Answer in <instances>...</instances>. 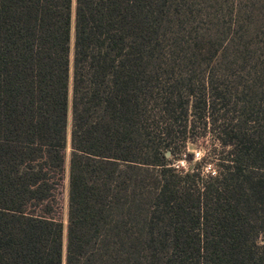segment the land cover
I'll return each mask as SVG.
<instances>
[{
	"label": "trees",
	"instance_id": "obj_1",
	"mask_svg": "<svg viewBox=\"0 0 264 264\" xmlns=\"http://www.w3.org/2000/svg\"><path fill=\"white\" fill-rule=\"evenodd\" d=\"M0 264H264V0H0Z\"/></svg>",
	"mask_w": 264,
	"mask_h": 264
},
{
	"label": "rangeland",
	"instance_id": "obj_2",
	"mask_svg": "<svg viewBox=\"0 0 264 264\" xmlns=\"http://www.w3.org/2000/svg\"><path fill=\"white\" fill-rule=\"evenodd\" d=\"M74 6V4H73ZM179 139L172 144L173 151L166 150L169 166L179 174L194 169L199 175V184L208 177L216 176L218 173L220 160L224 155L220 144L215 140L214 133L208 128L204 130L201 122L196 121L189 126L185 143ZM168 154V155H167ZM70 155V113L68 124L67 147L64 152V172L61 185L59 187L58 218L63 222V239L65 244V234L68 215V161Z\"/></svg>",
	"mask_w": 264,
	"mask_h": 264
},
{
	"label": "water",
	"instance_id": "obj_3",
	"mask_svg": "<svg viewBox=\"0 0 264 264\" xmlns=\"http://www.w3.org/2000/svg\"><path fill=\"white\" fill-rule=\"evenodd\" d=\"M168 155V154H167Z\"/></svg>",
	"mask_w": 264,
	"mask_h": 264
}]
</instances>
